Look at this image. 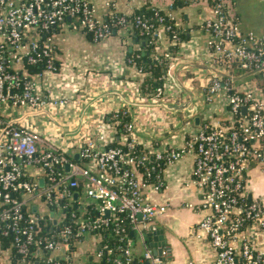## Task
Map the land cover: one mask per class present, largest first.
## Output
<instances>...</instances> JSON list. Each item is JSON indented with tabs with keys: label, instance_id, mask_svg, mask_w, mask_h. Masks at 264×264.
<instances>
[{
	"label": "built area",
	"instance_id": "2783aa9c",
	"mask_svg": "<svg viewBox=\"0 0 264 264\" xmlns=\"http://www.w3.org/2000/svg\"><path fill=\"white\" fill-rule=\"evenodd\" d=\"M179 1H202L212 8V15L205 17L202 26L209 33L212 60L225 69L211 72L203 83V119L198 125L186 120L181 143L166 148L137 139L131 120L124 125L122 145L107 141L97 146L96 141L88 140L80 145L78 161L53 143L40 152L43 139L31 125L38 110L64 103L63 99L45 95L38 83L45 71L58 69L54 41L57 27L68 24L100 40L116 30L131 32L138 26L154 29L160 39L161 26L166 30L171 25L164 24V15L158 9L155 15L161 23L156 27L144 15L130 19L131 13L112 9L110 1L108 14L112 17L107 21L95 14L90 0H0V227L4 234L14 233L13 244L23 254L20 262L34 264L27 254L35 244L40 264H74L72 245L82 240L84 233L93 235L95 245L89 257L98 261L110 249L108 243H101L100 231L114 224L124 257L116 263L129 264L133 242L125 223L129 222L132 231L145 240L157 229L151 220L168 208L166 200L156 202L146 192L152 184L160 189L161 183L153 180L154 165H148L147 159L151 155L160 160L158 165L164 161L163 172L166 165L191 152L195 156L191 180L200 188V205L206 210L200 227L216 250L214 264H264L259 240L264 234V201L247 184L252 163H259L264 173V96L255 88L234 84L237 66L246 72H264V34L242 30L234 0ZM178 39L175 32L169 40L175 43ZM160 53L170 60L164 85L154 95L163 98L176 65V53L168 48ZM37 65L44 68L30 69ZM139 70L142 80L143 70ZM140 144L144 145L143 154L133 153ZM29 165L43 172L30 178ZM82 186L83 197L78 194ZM26 193L42 199L43 206L34 210L24 198ZM44 227L48 233L40 234ZM165 253V248L162 254L146 248L143 259L163 264Z\"/></svg>",
	"mask_w": 264,
	"mask_h": 264
},
{
	"label": "crops",
	"instance_id": "0c3cea01",
	"mask_svg": "<svg viewBox=\"0 0 264 264\" xmlns=\"http://www.w3.org/2000/svg\"><path fill=\"white\" fill-rule=\"evenodd\" d=\"M109 1L113 3L112 9L127 13H134L145 4V0H90L98 17L106 18L110 12ZM150 2L171 12L181 28L187 30L186 39L180 42L174 55L176 65L171 69V82L165 97L140 94L142 74L139 67L127 58L128 50L139 47L131 32L120 29L94 40L83 30L62 24L54 33L58 69L45 71L38 83L45 95L63 99L64 103L38 110L31 118V125L43 139L39 143L40 152L53 143L66 155L77 158L80 145L88 140L93 139L97 146L114 141L117 129L109 121V114L121 108L131 113L136 138L160 148L181 143L187 130L184 125L186 120L191 119L194 125H198L194 116L199 115L200 121L203 119L206 110L203 83L211 72H225L212 60L209 33L202 26L205 17L212 15V8L202 1L185 5L175 3V0ZM234 11L244 32L264 34V0H234ZM160 30V50L167 49L171 41L162 26ZM234 76L235 86L255 88L264 96V72L242 70L235 72ZM222 117L219 114V118ZM194 163L193 153L182 154L174 163L165 166L163 187L155 189L152 184L146 189L154 201L168 202L166 211L151 220L157 226L156 230L164 232L163 248L166 253L163 264H189L190 261L194 264H214L216 261V250L200 227L206 210L200 205V188L191 180ZM38 172L43 170L36 165L27 167L30 178ZM262 175L260 164L252 163L247 175L248 188L252 193L254 185L263 188ZM79 178L84 184L82 176ZM260 193L263 200L264 191ZM78 194L83 197V186ZM24 198L34 210L39 205L43 206L42 199L37 196L26 193ZM148 234L145 240L137 234L135 240L132 238V251L137 264L146 260L143 259L146 248L153 249ZM262 235V239L259 235L260 248L264 250ZM86 241L92 245L81 246L82 253L77 255L79 262H84L81 254L87 255L95 245L91 233H84L78 243L82 245ZM0 264L28 263L15 261L12 247H3L0 242Z\"/></svg>",
	"mask_w": 264,
	"mask_h": 264
},
{
	"label": "trees",
	"instance_id": "16d2710c",
	"mask_svg": "<svg viewBox=\"0 0 264 264\" xmlns=\"http://www.w3.org/2000/svg\"><path fill=\"white\" fill-rule=\"evenodd\" d=\"M180 2L179 0H175V3ZM182 5L188 4L189 2L181 1ZM158 9L159 13L164 15V24L166 26L171 25L170 28H167L165 31L170 38L173 37V34L176 32L179 36V39L175 43H171L168 50L172 51L174 54L177 52L180 42L185 40L187 37V30L181 28V26L176 25V19L171 18L169 13L158 6V8L153 5L150 1L146 2L141 8L136 10L134 13L129 15L130 19H133L136 15H144L145 17L151 18V21L154 22V25L157 27L160 25V21L158 16L155 15V10ZM111 15L106 16V20L109 21L111 19ZM59 26L57 27V29ZM118 29V28H116ZM117 32V30H116ZM132 37L139 42V47L134 48L132 50L127 51V58L130 62L135 63L139 68L143 70V79L140 83V91L144 95H155L157 92V88L159 86L164 85V80L167 75L168 67H169V58L164 57L163 54L160 53V40L154 33V29L150 30H143L142 28L135 26L131 31ZM159 58H156V56ZM56 65L59 66L58 60H56ZM44 66L37 65L32 66L30 69L32 71H39L42 70ZM236 72L242 71L241 68L238 66L236 67ZM132 120L131 113L126 108L118 109L114 112L109 114V121L115 124L117 129V138L112 141L110 144L114 146L122 145V134L125 132V123H128ZM119 136V137H118ZM142 145H138L133 149V153H137L139 155L143 154ZM69 158L81 161V159L76 158L72 155H68ZM160 160L152 158L151 155L147 159V164L150 166L154 165L152 169L153 180L160 183V188L164 186L165 182L163 183V176L161 167L164 166V161L161 160L160 165L157 163ZM144 169V168H143ZM127 228L128 235L131 236L134 240L136 239V233L132 231V228L129 222L125 223ZM76 229V228H75ZM47 228L44 227L39 233L45 234L47 232ZM103 235V239L101 240L103 243H108L110 249H106L103 253V257L100 260H90L89 254H87V262L86 264H117L116 262L122 257L121 250L118 248L120 244V234L115 231L114 224H110L108 226L102 227L100 231ZM14 233L8 232V234L3 233V227H0V242L3 247L10 246L12 247V257L15 261H18L20 258L23 257V254L17 252V248L15 244H13ZM101 245V244H100ZM75 245H72V250L75 248ZM38 247L34 244L27 254V258L32 259L34 262L38 260V255L36 254ZM37 255V256H36ZM138 261L133 253L132 260L129 264H137Z\"/></svg>",
	"mask_w": 264,
	"mask_h": 264
},
{
	"label": "water",
	"instance_id": "95a60500",
	"mask_svg": "<svg viewBox=\"0 0 264 264\" xmlns=\"http://www.w3.org/2000/svg\"><path fill=\"white\" fill-rule=\"evenodd\" d=\"M179 5H181V3L179 2L178 3ZM246 107L244 106L243 107V110L245 111ZM195 122L196 124H199L200 123V116L197 115L195 116ZM77 158H79V156H77ZM41 184L43 185L44 184V181L41 180ZM263 235L260 234V238L262 239ZM148 241L150 243V245H152L153 247V250L155 253L157 254H162L163 253V246L165 244V238H164V232L162 229H158L156 230L155 232L153 233H149L148 234ZM89 259L91 260L92 259V256L89 257ZM34 264H40V261L39 260H36L34 262ZM142 264H151L149 260H144L142 262Z\"/></svg>",
	"mask_w": 264,
	"mask_h": 264
},
{
	"label": "rangeland",
	"instance_id": "374dc122",
	"mask_svg": "<svg viewBox=\"0 0 264 264\" xmlns=\"http://www.w3.org/2000/svg\"><path fill=\"white\" fill-rule=\"evenodd\" d=\"M256 163V162H255ZM260 178H262V182H264V175H262ZM258 179V178H257ZM256 179V180H257ZM263 188H264V184H263ZM259 189L258 187H256L255 185H254V187H253V194L254 195H257V196H262V193H260V192H263L264 191V189ZM263 198V201H264V197H262ZM58 215H60V213H58ZM90 245H92V243L91 242H85L84 244H82V245H79V243H76L75 244V248L71 251V255H72V257H73V262H74V264H80V263H82V264H84V263H86L87 261V256L86 255H83V254H81V258H82V260L83 261H85V262H79L77 259H78V254L79 253H82V248H81V246H90ZM91 249V248H90ZM92 251H90V253H91Z\"/></svg>",
	"mask_w": 264,
	"mask_h": 264
}]
</instances>
